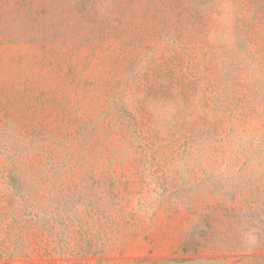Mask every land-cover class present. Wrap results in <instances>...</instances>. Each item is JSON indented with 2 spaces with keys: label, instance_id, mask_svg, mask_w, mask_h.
Listing matches in <instances>:
<instances>
[{
  "label": "rangeland",
  "instance_id": "1",
  "mask_svg": "<svg viewBox=\"0 0 264 264\" xmlns=\"http://www.w3.org/2000/svg\"><path fill=\"white\" fill-rule=\"evenodd\" d=\"M0 264H264V0H0Z\"/></svg>",
  "mask_w": 264,
  "mask_h": 264
}]
</instances>
